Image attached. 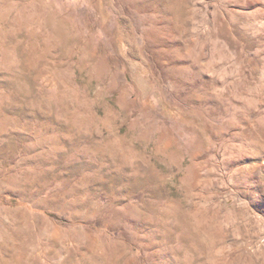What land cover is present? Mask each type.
<instances>
[{
    "label": "rangeland",
    "instance_id": "obj_1",
    "mask_svg": "<svg viewBox=\"0 0 264 264\" xmlns=\"http://www.w3.org/2000/svg\"><path fill=\"white\" fill-rule=\"evenodd\" d=\"M0 264H264V0H0Z\"/></svg>",
    "mask_w": 264,
    "mask_h": 264
},
{
    "label": "bare ground",
    "instance_id": "obj_2",
    "mask_svg": "<svg viewBox=\"0 0 264 264\" xmlns=\"http://www.w3.org/2000/svg\"><path fill=\"white\" fill-rule=\"evenodd\" d=\"M217 20L220 23H225L227 21L226 20V12H222V13L220 12Z\"/></svg>",
    "mask_w": 264,
    "mask_h": 264
}]
</instances>
